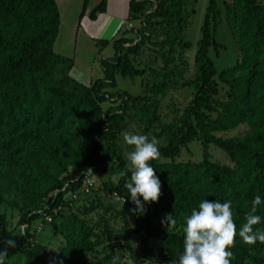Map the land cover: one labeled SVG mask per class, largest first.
I'll use <instances>...</instances> for the list:
<instances>
[{
  "label": "trees",
  "instance_id": "obj_1",
  "mask_svg": "<svg viewBox=\"0 0 264 264\" xmlns=\"http://www.w3.org/2000/svg\"><path fill=\"white\" fill-rule=\"evenodd\" d=\"M218 1L208 0L204 11L193 57L195 77L188 83L195 92L193 99L177 123L163 130L166 145L159 149L161 158L151 162L162 194L157 203L144 204L143 214H136L125 188L129 176L120 175L126 167L116 137L124 128L127 112L138 107L145 111L146 107L143 99L105 90L115 89V75L129 79L144 75V70L133 68L129 56L149 40L150 21H160L158 25L169 37L165 42L173 44L181 29L182 0H129L126 21L144 17L135 31L138 43L121 49L128 41L112 42L114 56L99 63L102 79L88 87L73 81L68 76L71 61L52 51L58 29L53 0H0V205L16 210L17 225L24 226L22 234L12 236L0 215V250L12 238L16 247L8 253L19 257L21 264H85L93 247L91 231L82 220L64 215L72 202L64 199L79 187L83 173L88 169L96 173L107 163L119 175L112 191L125 200L120 212L125 227L131 218L136 230H143L158 244L161 264L178 260L186 218L202 201H231L237 229L245 222L254 197L260 195L264 201V7L256 0L224 4L226 26L240 62L215 76L227 88L226 99L217 101L208 52L217 47L213 32ZM104 7L105 0H101L90 19ZM146 7L152 9L144 14ZM161 86L153 85L157 91ZM106 102L111 106L103 111L101 105ZM239 125L247 127L241 138L215 137ZM193 142L200 145V162L175 163L179 151ZM209 146L220 150L231 166L212 163ZM56 208L60 211L47 225L59 223L58 230L53 228L63 247L50 261L34 252L31 227ZM257 214L262 220L255 227L264 232V202ZM166 215H173L176 224L160 230L153 222L158 219L165 226ZM231 251V264H264L260 242L250 246L237 235Z\"/></svg>",
  "mask_w": 264,
  "mask_h": 264
},
{
  "label": "rangeland",
  "instance_id": "obj_2",
  "mask_svg": "<svg viewBox=\"0 0 264 264\" xmlns=\"http://www.w3.org/2000/svg\"><path fill=\"white\" fill-rule=\"evenodd\" d=\"M229 0H219L217 10L219 17L213 32L215 49H210L208 58L214 69V80L217 83L215 100L226 99L227 88L217 82L215 76L226 69L236 66L240 62V54L230 32L226 26L224 4ZM208 0H182L181 29L173 44H168L169 39L165 30L159 26L160 21H150L152 29L149 30V40L129 59L134 69L144 70V75L139 78H120L115 75V89L105 90L107 93L124 92L132 98L143 99L145 111L130 109L124 119V128L116 137V144L121 150L125 167H129L127 160L129 146L125 143L122 133L147 135L159 140V149L166 145V135L163 130L174 126L181 117L182 111L189 105L195 94L188 83L194 80L195 72L193 57L196 45L200 40V28ZM264 7V0H256ZM153 5V4H152ZM152 7H146L144 14L151 12ZM144 17H137L135 21H127L121 36L127 35L125 44L121 49H126L138 43L135 31L142 26ZM155 25V26H153ZM161 25V24H160ZM154 29V30H153ZM99 48V47H98ZM153 73L165 75V78L156 77ZM162 85L157 91L153 85ZM116 102L113 106H117ZM109 102L101 105L102 110L110 107ZM247 132L245 125L235 129L215 134L221 139L241 138ZM210 161L219 165L230 167L225 155L213 146H209ZM200 145L193 142L185 149L179 151L174 159L175 163L200 162ZM119 175L115 166L107 163L101 170L93 175L90 190L84 195H78L69 203V209H64L65 216H74L82 220L90 229L92 249L86 254L85 264H161L158 256V244L147 237L143 230H136L134 221L127 219L125 227L120 216L122 203L117 201L112 191ZM0 215H3L7 231L12 235L22 234L21 227L17 225L18 213L16 210L0 205ZM160 230H170L161 226L159 220L153 222ZM59 223L54 226L44 222L32 224L31 243L34 252L53 261L63 241L57 234ZM6 264H21V259L8 253Z\"/></svg>",
  "mask_w": 264,
  "mask_h": 264
},
{
  "label": "clouds",
  "instance_id": "obj_3",
  "mask_svg": "<svg viewBox=\"0 0 264 264\" xmlns=\"http://www.w3.org/2000/svg\"><path fill=\"white\" fill-rule=\"evenodd\" d=\"M125 143L130 151L127 155L129 167L122 170L121 177L129 176L125 188L135 205L131 211L136 214L145 212L144 204L157 203L161 196V182L156 175V170L151 166L152 161L159 160V140L142 134L122 133ZM91 169L87 170V173ZM143 198V203L139 199ZM260 195H256L252 206L247 212L242 223L237 229L233 219L231 201L204 200L198 209H193L186 218L183 251L178 260L173 264H231L237 235L243 243L255 245L257 242L264 244V232L255 226L261 223V216L257 214L258 207L262 204ZM125 203V200H124ZM162 224L170 229L176 224L173 215H166ZM24 226H21L23 230ZM5 247L0 250V264H6L8 249L16 247L15 239L9 238L4 242Z\"/></svg>",
  "mask_w": 264,
  "mask_h": 264
},
{
  "label": "crops",
  "instance_id": "obj_4",
  "mask_svg": "<svg viewBox=\"0 0 264 264\" xmlns=\"http://www.w3.org/2000/svg\"><path fill=\"white\" fill-rule=\"evenodd\" d=\"M58 13L54 54L72 63L68 76L88 87L102 79L100 61L114 56L112 42L127 39L121 32L128 17L129 0H105L102 13H94L101 0H53ZM106 43V45H99ZM99 47V48H98Z\"/></svg>",
  "mask_w": 264,
  "mask_h": 264
},
{
  "label": "built area",
  "instance_id": "obj_5",
  "mask_svg": "<svg viewBox=\"0 0 264 264\" xmlns=\"http://www.w3.org/2000/svg\"><path fill=\"white\" fill-rule=\"evenodd\" d=\"M92 170V173L91 172H88L87 171L85 173H83L81 176H80V185L77 189H75L74 191L70 192L64 199V201L66 200H69V201H73L77 198L78 195H84L85 193H87L91 186H92V183H93V175L95 174L94 170ZM113 196L115 197V199H117V201H119L120 203H124V199L123 198H120V197H117L116 194L114 193ZM60 211V208H56L54 210H52L51 214L49 215H43V222L45 224L47 223H50L51 222V219H52V216H56L58 214V212Z\"/></svg>",
  "mask_w": 264,
  "mask_h": 264
}]
</instances>
